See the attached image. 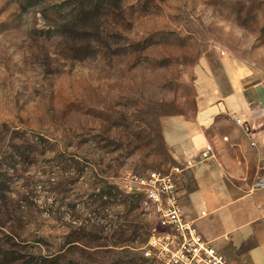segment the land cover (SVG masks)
Returning <instances> with one entry per match:
<instances>
[{
  "label": "rangeland",
  "instance_id": "rangeland-1",
  "mask_svg": "<svg viewBox=\"0 0 264 264\" xmlns=\"http://www.w3.org/2000/svg\"><path fill=\"white\" fill-rule=\"evenodd\" d=\"M90 1L0 0V264H149L165 118L224 61L264 79V0Z\"/></svg>",
  "mask_w": 264,
  "mask_h": 264
},
{
  "label": "crops",
  "instance_id": "crops-1",
  "mask_svg": "<svg viewBox=\"0 0 264 264\" xmlns=\"http://www.w3.org/2000/svg\"><path fill=\"white\" fill-rule=\"evenodd\" d=\"M248 77L224 61L222 75L196 82L193 115L163 124L174 164L194 161L178 183L184 215L232 264H264V185L255 186L264 177V79ZM207 143L213 154L201 158Z\"/></svg>",
  "mask_w": 264,
  "mask_h": 264
},
{
  "label": "built area",
  "instance_id": "built-area-1",
  "mask_svg": "<svg viewBox=\"0 0 264 264\" xmlns=\"http://www.w3.org/2000/svg\"><path fill=\"white\" fill-rule=\"evenodd\" d=\"M236 121L244 124L240 118ZM212 154L213 147L207 143L200 157L206 158ZM193 163L192 159H187L183 164L152 169L134 180L132 192L141 193L140 205L155 218L152 231L142 248L149 264H232L200 235L192 221L184 215L178 183L182 180L184 168ZM263 185L264 177L255 182V186Z\"/></svg>",
  "mask_w": 264,
  "mask_h": 264
},
{
  "label": "trees",
  "instance_id": "trees-1",
  "mask_svg": "<svg viewBox=\"0 0 264 264\" xmlns=\"http://www.w3.org/2000/svg\"><path fill=\"white\" fill-rule=\"evenodd\" d=\"M97 6H98V1H94L92 3V1L89 2V0H80V2L77 4L76 8H77V11L82 10V11H84V14H86V13L94 11L97 8ZM133 194L135 196L137 195L135 192L130 193V195H133ZM19 264H27V263L21 262ZM39 264H51V261L50 262H40Z\"/></svg>",
  "mask_w": 264,
  "mask_h": 264
}]
</instances>
